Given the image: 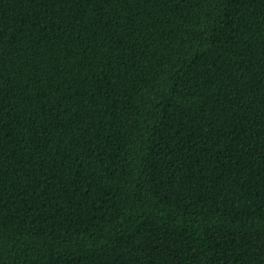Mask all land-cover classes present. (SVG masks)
<instances>
[{
  "label": "trees",
  "instance_id": "16d2710c",
  "mask_svg": "<svg viewBox=\"0 0 264 264\" xmlns=\"http://www.w3.org/2000/svg\"><path fill=\"white\" fill-rule=\"evenodd\" d=\"M0 264H264V0H0Z\"/></svg>",
  "mask_w": 264,
  "mask_h": 264
}]
</instances>
